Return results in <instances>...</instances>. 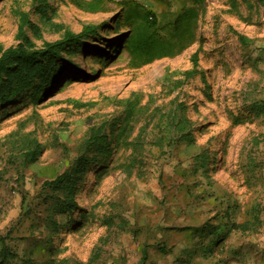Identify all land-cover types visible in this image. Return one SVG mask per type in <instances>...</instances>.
Segmentation results:
<instances>
[{"label": "rangeland", "instance_id": "1", "mask_svg": "<svg viewBox=\"0 0 264 264\" xmlns=\"http://www.w3.org/2000/svg\"><path fill=\"white\" fill-rule=\"evenodd\" d=\"M125 1L0 0L5 49L23 34L35 48L86 26L100 35L0 103V249L12 264H264V0H138L161 24L199 9L194 42L140 66L124 48ZM97 131L116 139L107 158L89 147ZM83 155L68 210L47 183Z\"/></svg>", "mask_w": 264, "mask_h": 264}, {"label": "trees", "instance_id": "2", "mask_svg": "<svg viewBox=\"0 0 264 264\" xmlns=\"http://www.w3.org/2000/svg\"><path fill=\"white\" fill-rule=\"evenodd\" d=\"M105 2L106 0H88L87 7L92 11L100 10ZM204 2L205 0H195V3ZM125 6V24L123 25H126L129 30L126 33L124 48L131 55L135 66L157 59L174 57L196 40L199 19V9L196 6L183 7L177 13H173L165 24H161L155 12L141 6L138 0L125 1ZM99 36L97 28L86 26L80 34L68 32L61 40L45 43L42 48H35L26 34H23L22 41L16 46L5 49L0 45V103L13 100L21 90L30 88V85L35 82H51L57 74L56 68L53 67L57 57H62L65 50L68 51V55L71 54L70 52L80 53L95 37ZM74 46L77 48L73 51L71 49ZM47 59H49L48 64ZM191 60L193 68L187 73L195 75L199 65L198 52L193 54ZM43 90V85L34 87L37 97ZM176 126L180 128L184 137L189 136L186 132L185 119L183 122L178 120ZM96 133L89 141V147L98 145L102 155L107 158L116 149V139L108 142L107 135H102L99 131ZM111 143H114L112 148H110ZM39 152V145L36 143L35 148L29 151L28 155L31 160H35ZM80 160L76 167L47 183L53 184L55 189L64 191L63 207L68 210L77 207L74 201L76 179L87 170L91 163L86 160L85 155ZM70 225V223L66 225V229ZM15 255L16 253L12 252L8 246L3 245L0 249V264H12Z\"/></svg>", "mask_w": 264, "mask_h": 264}, {"label": "bare ground", "instance_id": "3", "mask_svg": "<svg viewBox=\"0 0 264 264\" xmlns=\"http://www.w3.org/2000/svg\"><path fill=\"white\" fill-rule=\"evenodd\" d=\"M53 2H54V0H53ZM93 44H95L94 41L90 42V44L88 45V48H92L94 46Z\"/></svg>", "mask_w": 264, "mask_h": 264}]
</instances>
